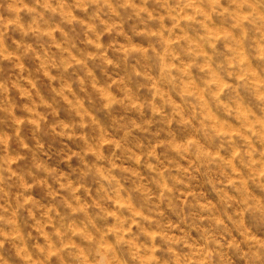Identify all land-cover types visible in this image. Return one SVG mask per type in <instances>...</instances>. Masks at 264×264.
I'll return each instance as SVG.
<instances>
[{
	"label": "clouds",
	"instance_id": "clouds-1",
	"mask_svg": "<svg viewBox=\"0 0 264 264\" xmlns=\"http://www.w3.org/2000/svg\"><path fill=\"white\" fill-rule=\"evenodd\" d=\"M0 264H264V0H0Z\"/></svg>",
	"mask_w": 264,
	"mask_h": 264
},
{
	"label": "rangeland",
	"instance_id": "rangeland-1",
	"mask_svg": "<svg viewBox=\"0 0 264 264\" xmlns=\"http://www.w3.org/2000/svg\"><path fill=\"white\" fill-rule=\"evenodd\" d=\"M28 63H29V66H30V67L34 66V65L32 64V62H28ZM49 143H52L54 148L59 147L58 143H55V142H53V141H49Z\"/></svg>",
	"mask_w": 264,
	"mask_h": 264
}]
</instances>
